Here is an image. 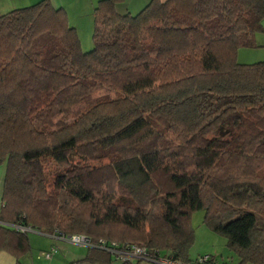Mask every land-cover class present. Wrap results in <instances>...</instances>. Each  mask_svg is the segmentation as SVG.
Wrapping results in <instances>:
<instances>
[{"label":"trees","instance_id":"1","mask_svg":"<svg viewBox=\"0 0 264 264\" xmlns=\"http://www.w3.org/2000/svg\"><path fill=\"white\" fill-rule=\"evenodd\" d=\"M261 31L264 0H150L136 13L99 0L84 51L61 4L0 12V251L28 264L23 225L84 234L83 260L112 264L98 244L115 247L120 226L151 257L218 264L188 255L204 209L238 264H264V60L238 61ZM70 197L91 222L68 214Z\"/></svg>","mask_w":264,"mask_h":264},{"label":"rangeland","instance_id":"2","mask_svg":"<svg viewBox=\"0 0 264 264\" xmlns=\"http://www.w3.org/2000/svg\"><path fill=\"white\" fill-rule=\"evenodd\" d=\"M7 1L5 4H12L11 8L28 6L30 4H34L39 0H2ZM54 4L63 5L67 10V15L69 22L76 27L79 37L81 39V46L84 51L91 50L94 46L93 42V30H94V9L99 0H52ZM15 4V5H13ZM142 4V3H141ZM140 6V5H139ZM5 8V7H4ZM133 10V13H136L137 9L134 7H130ZM10 10V9H6ZM5 10V11H6ZM3 11V12H5ZM256 46L254 47H241L238 50V61L241 63H254L257 61L264 60V31L258 32L256 34ZM97 164H100L97 163ZM47 172L50 174L49 180L47 182V188L49 191L53 189V178L55 173L59 170L57 164L51 162L46 168ZM6 170V162H2L0 164V201L3 192V178ZM51 183V184H50ZM66 201H70L73 205H66V210L69 211L68 214L73 215L72 213L78 214L79 219L84 222H91V211H95L90 209L89 206L82 205L74 198L65 199ZM10 206H14L15 203L9 202ZM14 204V205H13ZM1 207V203H0ZM205 210L200 209L196 210L192 213L191 223L195 230V237L193 243L188 248V255L191 259H195L202 255H213L217 258L218 264H238L239 257L238 255L230 249L227 245V239L225 236L213 231L209 226H207L204 222ZM27 227V226H26ZM111 232V236H113L114 240L112 242L115 243H127V241H123V237L127 238L133 237L134 233L129 230H125L120 226H113ZM102 231H107L106 229ZM31 244L33 246L32 253L38 262L42 264H48L50 261L46 259L42 255V251L47 250L49 243H52L49 235L43 234L38 230L31 229L28 232ZM72 235V234H71ZM80 235V234H79ZM84 235V234H82ZM122 240V241H120ZM59 250L69 249L70 253H73V257H83L87 253V245L84 244H74V242L65 241L59 245ZM56 255V253H55ZM113 258H117L115 253L111 254ZM166 256V251H162L161 257L164 258ZM119 264H123V260L116 259ZM122 262V263H121ZM140 264H161L159 262L141 260ZM129 264V262H127ZM126 263V264H127ZM133 264H137L135 259H133Z\"/></svg>","mask_w":264,"mask_h":264},{"label":"built area","instance_id":"3","mask_svg":"<svg viewBox=\"0 0 264 264\" xmlns=\"http://www.w3.org/2000/svg\"><path fill=\"white\" fill-rule=\"evenodd\" d=\"M1 222V221H0ZM16 229H19L21 231H29L31 230L30 227H26L23 225H15ZM54 237V236H53ZM56 238L62 239L64 241H69V242H74V244H84V245H90L92 244L90 239L82 234H70V235H66L63 233L57 234L55 236ZM113 245H116L115 247H108L104 244V242L101 240L100 243L98 244L99 247H102L104 249H108L109 251H111L112 253L116 254L117 259L123 260V261H133V259L135 260H147V261H153V262H159L161 264H183L181 262H177L175 260H173L172 258L169 257H164V258H154L151 257L146 249V247L138 245V244H122V247H118V244L115 242H112ZM58 248L57 246L52 247L50 250L48 251H44L43 254L47 257V258H51L52 255L57 252ZM207 255L202 257L200 259V261H196V263L193 264H208L206 262L207 260Z\"/></svg>","mask_w":264,"mask_h":264},{"label":"crops","instance_id":"4","mask_svg":"<svg viewBox=\"0 0 264 264\" xmlns=\"http://www.w3.org/2000/svg\"><path fill=\"white\" fill-rule=\"evenodd\" d=\"M150 0H127L128 6L130 11L133 13V10H131L130 7H134L136 8L138 11L139 9H141L146 3H148ZM7 1H2L0 0V12L5 11L6 9H11V5L12 4H5ZM142 3V4H141ZM15 5V4H13ZM140 5V6H139ZM5 7V8H4ZM1 203V201H0ZM52 243H49L47 250H49L52 246H58L60 248V244H62L63 242H65L62 239L56 238V237H52L50 236ZM46 251V250H45ZM44 250L42 251V255ZM32 253V252H31ZM86 256V254H85ZM73 257V253L69 252V249H65V252H63V250H59L58 252H56V255L53 254L51 258H46L49 259L50 261L48 262V264H90L89 262L83 260V258L85 257ZM25 263L28 264H42L41 262H38L37 259L34 257L33 254H30L25 260ZM116 259L112 262V264H119ZM122 263V262H121ZM0 264H18L16 258L8 253L7 251H0ZM95 264V263H93ZM96 264H109V263H96ZM124 264V263H123Z\"/></svg>","mask_w":264,"mask_h":264}]
</instances>
